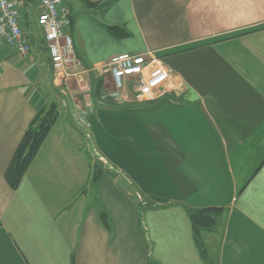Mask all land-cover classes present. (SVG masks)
Listing matches in <instances>:
<instances>
[{
	"label": "crops",
	"instance_id": "obj_1",
	"mask_svg": "<svg viewBox=\"0 0 264 264\" xmlns=\"http://www.w3.org/2000/svg\"><path fill=\"white\" fill-rule=\"evenodd\" d=\"M25 1L30 59L0 46V264H264V0H68L87 94L56 81ZM146 51L182 87L106 100L107 60ZM51 103L57 119L13 188L7 168ZM213 208L215 226L195 232L191 212Z\"/></svg>",
	"mask_w": 264,
	"mask_h": 264
},
{
	"label": "built area",
	"instance_id": "obj_2",
	"mask_svg": "<svg viewBox=\"0 0 264 264\" xmlns=\"http://www.w3.org/2000/svg\"><path fill=\"white\" fill-rule=\"evenodd\" d=\"M29 1L37 7V23L44 32L56 81L69 77L87 86L85 74L89 68L77 56L69 32L72 19L68 0ZM25 7V0H0V46L5 43L14 48L21 59L29 60L32 48L24 31ZM102 74L109 75L114 90L126 103L154 101L166 90H175L183 84L180 77L172 78V69L155 51L113 55L103 65Z\"/></svg>",
	"mask_w": 264,
	"mask_h": 264
},
{
	"label": "trees",
	"instance_id": "obj_3",
	"mask_svg": "<svg viewBox=\"0 0 264 264\" xmlns=\"http://www.w3.org/2000/svg\"><path fill=\"white\" fill-rule=\"evenodd\" d=\"M58 115L55 103H51L48 108H42L27 128L16 152L7 168L6 179L11 187L17 188L25 175L31 162L37 156L39 149L50 133ZM100 163L95 162V179L101 173ZM218 216L217 209H200L191 212V218L195 232L202 228H213ZM101 217L108 225V214L105 210L101 211ZM198 237V235H197Z\"/></svg>",
	"mask_w": 264,
	"mask_h": 264
},
{
	"label": "rangeland",
	"instance_id": "obj_4",
	"mask_svg": "<svg viewBox=\"0 0 264 264\" xmlns=\"http://www.w3.org/2000/svg\"><path fill=\"white\" fill-rule=\"evenodd\" d=\"M38 34H40V33H38ZM74 80V81H73ZM72 82H70L69 81V85H71L72 87H76V89H78V90H80V91H82L83 92V94L85 93V94H87V93H91V91H92V89H93V91L94 90H96V84H95V86H94V88L92 87V83H91V85H90V83H89V85L87 84V86H88V88H89V90L87 91V86H86V84H84L85 82H79V81H77L76 79H72L71 80ZM77 81V82H76ZM104 92H105V98H106V100H108L109 102H112V101H114V102H120V103H126V102H124V101H122L121 99H120V96H119V94L114 90V88H113V85H111V84H108L106 87H105V89H104ZM81 96V95H80ZM84 97V96H83ZM79 99V98H78ZM85 98H81L80 97V99H79V101L80 100H84ZM132 104H136V103H132ZM88 151H89V158L91 159L90 160V162H92V157L90 156V154L92 153L89 149H88Z\"/></svg>",
	"mask_w": 264,
	"mask_h": 264
},
{
	"label": "water",
	"instance_id": "obj_5",
	"mask_svg": "<svg viewBox=\"0 0 264 264\" xmlns=\"http://www.w3.org/2000/svg\"><path fill=\"white\" fill-rule=\"evenodd\" d=\"M117 185L123 189L124 191H126L127 193L137 196V192L134 189L133 185L124 177V176H120L117 179Z\"/></svg>",
	"mask_w": 264,
	"mask_h": 264
}]
</instances>
